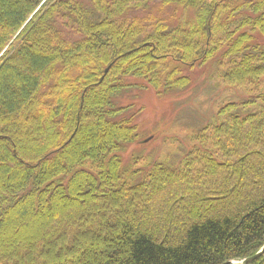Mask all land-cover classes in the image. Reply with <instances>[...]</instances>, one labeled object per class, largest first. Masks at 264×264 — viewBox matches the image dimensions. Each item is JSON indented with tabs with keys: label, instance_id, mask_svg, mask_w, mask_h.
I'll use <instances>...</instances> for the list:
<instances>
[{
	"label": "trees",
	"instance_id": "obj_1",
	"mask_svg": "<svg viewBox=\"0 0 264 264\" xmlns=\"http://www.w3.org/2000/svg\"><path fill=\"white\" fill-rule=\"evenodd\" d=\"M210 62L234 97L180 165L135 181L129 78L169 94ZM263 245L264 0H0V264H224Z\"/></svg>",
	"mask_w": 264,
	"mask_h": 264
},
{
	"label": "rangeland",
	"instance_id": "obj_2",
	"mask_svg": "<svg viewBox=\"0 0 264 264\" xmlns=\"http://www.w3.org/2000/svg\"><path fill=\"white\" fill-rule=\"evenodd\" d=\"M154 15H160L158 9L154 10ZM215 70L212 62L186 69L185 73L192 76L190 87L169 94H159L145 81L129 78L136 85L123 94L122 105L129 106L126 113L136 115L141 139L128 147L123 158L128 166L134 160L138 162L133 166L140 171L135 181H140L154 162L180 165L193 148L194 130L206 124L228 96L234 97Z\"/></svg>",
	"mask_w": 264,
	"mask_h": 264
},
{
	"label": "water",
	"instance_id": "obj_3",
	"mask_svg": "<svg viewBox=\"0 0 264 264\" xmlns=\"http://www.w3.org/2000/svg\"><path fill=\"white\" fill-rule=\"evenodd\" d=\"M109 68H110V67H108V68L106 69V72H108ZM146 141H147V140H146ZM263 254H264V245H263V247H262V248H261L256 254H254V255H252V256H249V257L243 259V260L241 261V264H249V263H251L252 261H254V260L258 259L259 257H261ZM235 263H236L235 261L230 260V261H228V262H225L224 264H235Z\"/></svg>",
	"mask_w": 264,
	"mask_h": 264
}]
</instances>
